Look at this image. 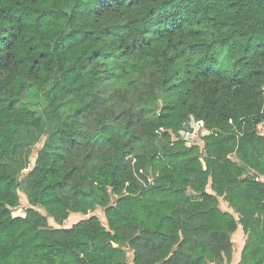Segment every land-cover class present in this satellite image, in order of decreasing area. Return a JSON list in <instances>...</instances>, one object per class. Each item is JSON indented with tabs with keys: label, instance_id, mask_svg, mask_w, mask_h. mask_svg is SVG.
Masks as SVG:
<instances>
[{
	"label": "trees",
	"instance_id": "16d2710c",
	"mask_svg": "<svg viewBox=\"0 0 264 264\" xmlns=\"http://www.w3.org/2000/svg\"><path fill=\"white\" fill-rule=\"evenodd\" d=\"M262 124L264 0H0V264H264Z\"/></svg>",
	"mask_w": 264,
	"mask_h": 264
},
{
	"label": "rangeland",
	"instance_id": "374dc122",
	"mask_svg": "<svg viewBox=\"0 0 264 264\" xmlns=\"http://www.w3.org/2000/svg\"><path fill=\"white\" fill-rule=\"evenodd\" d=\"M260 132L262 134H264V124L259 126ZM183 136L190 142L195 143L199 146H203V141H202V137L204 135H206V131H204L202 129V124L197 123L194 119H192L191 123H190V128L186 131H184ZM44 136L42 134H40L39 131H37L36 134L33 135V142H35V144H31L29 149H28V154L30 155L29 161L31 162L29 165L27 164L26 169L23 171L25 174H30L33 170H34V166L36 164L37 161H39L41 158H43L42 156H45V152L44 151ZM37 144V145H36ZM60 155L57 156V158H59ZM56 156L53 155L51 157L55 158ZM26 156L24 153H22L21 157H18V161L21 162L26 160L25 159ZM20 162H17L16 164H19ZM27 185V184H26ZM208 191L210 192V187L208 188ZM20 197H21V207L20 209L16 210L14 212V216H24L25 215V210L28 207V200H27V196L24 192H20ZM225 201L223 198H220V207L223 210L225 208ZM227 203V202H226ZM43 214H46L44 211H41ZM95 215H97L102 222L106 224V220H105V216H104V210L102 209H98L95 213ZM76 217H71L68 221L67 227L70 228L72 227L74 224L80 222L81 220L85 219L86 217H84L82 214H76ZM237 217V215H235ZM49 225L52 228H57L58 226L54 223V221L52 219H49ZM233 242H234V253L237 252L239 250V239L237 237H233ZM235 262V258H233L231 264H234ZM130 263L132 264V258H130Z\"/></svg>",
	"mask_w": 264,
	"mask_h": 264
},
{
	"label": "crops",
	"instance_id": "0c3cea01",
	"mask_svg": "<svg viewBox=\"0 0 264 264\" xmlns=\"http://www.w3.org/2000/svg\"><path fill=\"white\" fill-rule=\"evenodd\" d=\"M47 141H48L47 139L44 140V144ZM262 181H264V178H262ZM224 204H225V208L223 209V211L230 212V213L234 214V211L229 207L228 203L225 202ZM76 216H77L76 214H72L71 215V217H76ZM233 237H237L239 239V245H240L239 250L237 252H235L234 255H233V258H235L234 264H239V262L241 260L242 251L244 249V246H245V243H246V240H247V236L244 233V230H243L242 226H239L237 232L232 236V239H233Z\"/></svg>",
	"mask_w": 264,
	"mask_h": 264
}]
</instances>
